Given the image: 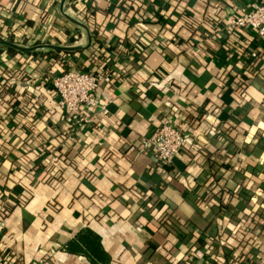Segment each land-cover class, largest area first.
Listing matches in <instances>:
<instances>
[{
    "label": "crops",
    "instance_id": "0c3cea01",
    "mask_svg": "<svg viewBox=\"0 0 264 264\" xmlns=\"http://www.w3.org/2000/svg\"><path fill=\"white\" fill-rule=\"evenodd\" d=\"M61 1L0 0V253L92 264L65 249L88 228L107 264L258 258L264 229L248 223L264 222V55L253 68L239 53L257 39L224 24L250 0H65L91 34L73 65L111 77L97 89L107 113L83 130L57 107L51 49L2 43L87 45ZM163 122L185 137L166 169L138 148Z\"/></svg>",
    "mask_w": 264,
    "mask_h": 264
},
{
    "label": "built area",
    "instance_id": "2783aa9c",
    "mask_svg": "<svg viewBox=\"0 0 264 264\" xmlns=\"http://www.w3.org/2000/svg\"><path fill=\"white\" fill-rule=\"evenodd\" d=\"M225 28L235 35L244 31L252 33L257 42H264V0H250L249 3L237 7L226 21ZM251 42L242 47V53L249 62L257 64L263 54L258 52ZM235 52V51H234ZM231 53V57L236 53ZM255 66V65H254ZM254 68V67H253ZM110 74L81 70L72 65L67 70L60 71L51 82L58 96L57 107L64 109L73 128L83 130L91 125L98 112L107 113L105 105L100 104L97 89L101 81L109 82ZM185 137L172 122L161 123L149 136L139 140V149L156 155L163 164H171L183 148ZM0 264H20L1 258ZM31 264H48L40 259ZM251 264H264V251Z\"/></svg>",
    "mask_w": 264,
    "mask_h": 264
},
{
    "label": "trees",
    "instance_id": "16d2710c",
    "mask_svg": "<svg viewBox=\"0 0 264 264\" xmlns=\"http://www.w3.org/2000/svg\"><path fill=\"white\" fill-rule=\"evenodd\" d=\"M70 1V0H69ZM79 32H75L73 34H68V37H67V43H73L74 41H76L79 37ZM93 37L94 36H97L99 35V33L97 32H93ZM98 40V38H97ZM8 41H11L13 42V40L11 38L8 39ZM253 39L250 40V42H252ZM38 42H42V41H38ZM36 42V43H38ZM35 43V44H36ZM259 44L256 45L255 48H258V52L262 54V52H264V42H258ZM5 48L6 51H8L9 53L11 54H14V53H17V52H21L20 50H16L12 47H9V46H3ZM84 51L83 50H72V51H67V50H48L47 52H42V53H45V54H51V57L55 58L56 62L58 63L59 65V68H60V71H63V70H67L68 68H70L74 62L73 61H77V59L75 58H78L79 54L83 53ZM26 53L28 54H36L37 52L36 51H27ZM91 52L89 53L88 57L90 56L92 59H95L93 58L92 55H90ZM77 55V56H76ZM264 55V54H263ZM89 58V60L92 61V59ZM250 65L252 67H254L255 65V62H250ZM78 67V66H77ZM80 69V68H79ZM168 167V164H163L162 163V168L163 169H166ZM8 207L7 208H3V210L1 211V214L2 216L5 215L7 212H8ZM243 218V217H242ZM262 219V218H261ZM259 219L257 217V220L255 222H249V224H251L250 226V230H263L264 229V222ZM238 227V225H237ZM235 227V228H237ZM238 229H242L239 228ZM254 234H259V233H256L254 232ZM78 244L76 246V249H74L76 252H80L82 253L83 255H85L89 261L92 263V264H99L98 262V259H100V261H105V263L107 264L109 261H108V258H104V257H99V254L101 251V248H100V245H99V241L97 239V236L94 235V232L91 231L90 229L88 228H83L81 229L76 235H75V239L73 241H71L69 243V245L65 248L67 251H72V244ZM0 256L1 258L5 259V260H9V261H15L16 259H14L13 257L11 256H8V255H4L2 253H0ZM18 261V260H17ZM253 261L251 262H248L247 264H251Z\"/></svg>",
    "mask_w": 264,
    "mask_h": 264
},
{
    "label": "water",
    "instance_id": "95a60500",
    "mask_svg": "<svg viewBox=\"0 0 264 264\" xmlns=\"http://www.w3.org/2000/svg\"><path fill=\"white\" fill-rule=\"evenodd\" d=\"M64 1L65 0L61 1V13L63 14V16L66 19H68L69 21L81 26L82 28H84L86 30L87 36H88L87 45H85V46H59V45H55V44H45V45H40V46L29 47V46L17 45V44L6 42V41L2 42V43L4 45H6V46H9V47H12V48H15V49H18V50H22V51H30V50H32L34 48H37V47L48 48V49H51V50H67V51L79 50V49H83V48L88 47L90 45V43H91V34H90V32L88 31L87 27L83 23H81L78 20H76L75 18L71 17L66 11L63 10Z\"/></svg>",
    "mask_w": 264,
    "mask_h": 264
}]
</instances>
